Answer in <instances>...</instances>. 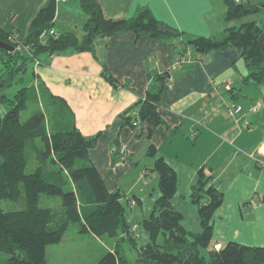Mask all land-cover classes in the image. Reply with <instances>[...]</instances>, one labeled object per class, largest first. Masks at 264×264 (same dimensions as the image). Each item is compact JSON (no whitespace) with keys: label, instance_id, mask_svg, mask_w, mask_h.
I'll list each match as a JSON object with an SVG mask.
<instances>
[{"label":"crops","instance_id":"0c3cea01","mask_svg":"<svg viewBox=\"0 0 264 264\" xmlns=\"http://www.w3.org/2000/svg\"><path fill=\"white\" fill-rule=\"evenodd\" d=\"M48 1L0 0V27L24 40ZM97 2L109 19H129L147 7L157 20L184 36L173 41L134 32L102 37L96 41L94 53L70 50L54 56L48 65L34 64L36 77L29 86L36 87L46 99L49 94L62 98L72 109L80 131L85 136H98L90 158L111 192L123 191V179L133 169L142 168L144 175L156 173L152 168L158 157L169 164L172 159L178 163V168L170 164L178 181L185 164L192 169L186 186L190 191L201 168L214 175L209 163L214 155L219 156L226 165L221 174L226 170L233 179L247 181L234 195H229L231 188L214 213V243L264 246V166L255 159L264 161V132L260 131L263 97L262 102L251 98L247 109L244 103L239 104L237 86L245 78L241 68L245 62L241 63L237 48L204 55L183 42L221 36L227 26L224 0ZM86 21L79 0H56V34L73 32L82 39ZM165 73L170 79L160 100L163 123L151 135L147 123L136 128L125 124L122 114L144 99L156 76ZM230 110H234L233 115ZM150 146L154 155H148ZM192 150L201 151L199 160L186 157Z\"/></svg>","mask_w":264,"mask_h":264},{"label":"trees","instance_id":"16d2710c","mask_svg":"<svg viewBox=\"0 0 264 264\" xmlns=\"http://www.w3.org/2000/svg\"><path fill=\"white\" fill-rule=\"evenodd\" d=\"M87 16L85 35L79 39L73 32L49 34L54 30L56 0H49L32 21L27 37L15 41V33L0 27V41L15 49H0L5 86L23 81L35 60L48 65L52 58L66 51L94 53L96 41L124 32L147 35L173 41L184 34L156 19L143 7L129 19L107 18L97 0H79ZM228 23L220 37H195L184 44L201 54L230 47L237 48L249 72L246 80L264 83V47L260 38L264 26L255 19L264 11V3L251 4L242 0H224ZM240 22L239 25L237 23ZM35 75V72L33 71ZM170 74L157 75L153 87L144 99L137 101L122 114L125 124L149 126V135L163 123L160 100ZM4 86V87H5ZM42 96L34 86H25L13 100L0 96V103H10V109L0 115V264H49L47 246L59 243L70 223H79L81 232L96 237L126 236L137 256V264H264V246H248L238 242L221 244L215 250L212 219L222 205L224 193L204 168L198 171L191 186L190 199L197 206L202 231L194 233L184 225V214L173 205L177 191L176 170L163 157L155 160L153 172L158 174L160 195L155 200L143 226L149 241L139 245L126 221L124 191L111 192L90 158V150L98 136H85L76 125L75 115L62 98L49 94L47 110L39 108L26 122L21 113L29 102L40 107ZM36 139H41L39 147ZM150 146L148 155H154ZM30 171L28 172V168ZM42 194L59 196L62 210L40 205ZM24 199V208L5 211L2 201ZM97 264H129L117 245Z\"/></svg>","mask_w":264,"mask_h":264},{"label":"rangeland","instance_id":"374dc122","mask_svg":"<svg viewBox=\"0 0 264 264\" xmlns=\"http://www.w3.org/2000/svg\"><path fill=\"white\" fill-rule=\"evenodd\" d=\"M264 0H257L260 2ZM216 10L218 11L217 7ZM222 14V13H221ZM255 19L261 26H264V11L256 14L254 17L249 20ZM228 24V23H227ZM240 22L237 23L239 25ZM243 59V58H242ZM241 60V63H244ZM3 63L0 59V76L3 75ZM242 71L245 72V75L242 79L243 82H240L237 86V93L241 96L238 97L239 104H245L246 109L250 108L249 103H251V98H254V102H260L263 97L264 100V83H256L252 80H246L249 72L246 68L241 67ZM34 64L30 66V70L26 73L23 81L13 82L12 85L5 86L0 89V96L5 95L8 99L13 100L18 91L27 86L29 87L30 82L33 80V77H36L33 74ZM35 79V78H34ZM1 84V82H0ZM238 89L240 90L238 92ZM47 99L45 96L42 98V105L39 107L36 103L29 102L26 110L21 113V121L26 122L30 116L36 112L39 108L42 110H47ZM262 102V100H261ZM234 106V105H233ZM252 106V105H251ZM235 107V106H234ZM239 108V107H238ZM254 111H257L254 107ZM10 109V103L4 102L0 103V115L5 114ZM235 112L236 109H235ZM230 115H233L234 110L229 111ZM260 125V122H258ZM260 131L264 132V121L262 126H260ZM36 143L39 147L43 146L41 139H36ZM224 150L226 148H223ZM192 154H186L187 158L191 160L196 156L199 160L202 156L200 150H192ZM150 157V156H149ZM152 158V157H150ZM149 158V159H150ZM214 159L209 163L213 166L214 175L212 176L211 183H215L220 191L224 193V197L229 194V190H233L229 195H234L235 192L239 189L241 184L246 182L244 179H233V174H227L226 170L221 174L224 163L220 161V157L214 155ZM148 159V160H149ZM152 161V160H151ZM172 165L177 167V162L173 159L170 161ZM28 168V172L30 171ZM142 168L133 169L122 182L123 191L127 195L124 199V205L126 206V221L128 226H130L133 235L137 238L139 245H145L149 241L148 233L146 232L143 226V220L148 218L153 209L155 200L158 198L160 193L159 190V178L156 173L153 175L149 173L144 175ZM180 181L177 184V191L172 200L173 205L182 211L184 214V225L186 228L194 233H199L202 231V226L199 221L198 208L195 206L190 199V191L187 189V185L190 182L192 176V169H189L187 164L184 165L183 169L179 170ZM194 173V172H193ZM194 175V174H193ZM139 176V178L137 177ZM147 184V186H144ZM135 195L138 197L136 199ZM2 208L5 211H15L21 210L24 208V199L21 198L19 201L14 202L10 200H4L1 203ZM40 205L42 207H48L55 210H62V199L59 196H50L42 194L40 196ZM126 239L123 233H120L117 237H96L91 233L81 232L79 223H70L63 239L59 243L51 244L46 248V257L49 264H97L108 251L116 249L119 245L120 249L125 253L129 264H137V256L135 251L132 249L131 244ZM215 242L213 239L212 243ZM226 244V243H224Z\"/></svg>","mask_w":264,"mask_h":264},{"label":"built area","instance_id":"2783aa9c","mask_svg":"<svg viewBox=\"0 0 264 264\" xmlns=\"http://www.w3.org/2000/svg\"><path fill=\"white\" fill-rule=\"evenodd\" d=\"M57 1H66V0H57ZM49 34L54 35V34H55V31H54V30H51ZM13 37H14V38H12V39H14V40L17 41V42L19 41L17 35H14ZM16 49L21 50V49H23V46L18 45V46L16 47ZM41 62H42V59H37V60H35V65H36V66L41 65ZM255 159H256V161H257L261 166H264V161H263L260 157H255ZM221 248H222L221 243H216V244H214V249H215V250H221Z\"/></svg>","mask_w":264,"mask_h":264},{"label":"water","instance_id":"95a60500","mask_svg":"<svg viewBox=\"0 0 264 264\" xmlns=\"http://www.w3.org/2000/svg\"><path fill=\"white\" fill-rule=\"evenodd\" d=\"M260 43L262 47H264V34L260 38ZM0 49H4L8 52H14L16 47L8 42L0 41ZM5 85L3 83L0 84V89L3 88Z\"/></svg>","mask_w":264,"mask_h":264}]
</instances>
